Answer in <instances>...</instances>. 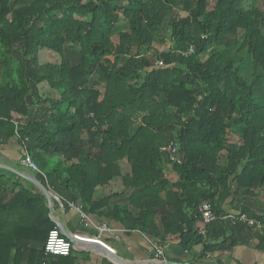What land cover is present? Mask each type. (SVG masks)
Returning a JSON list of instances; mask_svg holds the SVG:
<instances>
[{
  "label": "trees",
  "instance_id": "obj_1",
  "mask_svg": "<svg viewBox=\"0 0 264 264\" xmlns=\"http://www.w3.org/2000/svg\"><path fill=\"white\" fill-rule=\"evenodd\" d=\"M259 1L0 0V140L18 139L56 192L112 228L201 246L202 259L255 239L264 253V212L240 202L264 192ZM122 20L115 43L106 29ZM172 142L181 164L161 150ZM11 176L0 169V264H41L57 224L41 191ZM116 179L122 191L99 194ZM227 204L263 229L232 225ZM79 253L48 264H78Z\"/></svg>",
  "mask_w": 264,
  "mask_h": 264
},
{
  "label": "crops",
  "instance_id": "obj_2",
  "mask_svg": "<svg viewBox=\"0 0 264 264\" xmlns=\"http://www.w3.org/2000/svg\"><path fill=\"white\" fill-rule=\"evenodd\" d=\"M25 156V151L20 145L18 139L15 137H11L8 140H0V163L4 164L12 169L22 172L27 175H35V171L29 169L28 167L24 166L22 160ZM7 172L11 177H20L17 173L12 170L2 169ZM169 177L172 178L173 181L176 179V175L174 172L169 174ZM24 179V178H23ZM22 179V180H23ZM50 180V179H49ZM23 183L24 180H23ZM120 180L116 179L112 181L109 185L105 186V188H109L112 185H120ZM104 188L99 190L100 195L104 194ZM61 194V193H60ZM110 194V193H108ZM65 199H73L75 198V194L72 193H62L61 194ZM230 201V200H228ZM240 202L244 205L251 207L252 209L258 212H264V192L259 194V197L256 198H248L245 196H240ZM229 214H236L237 211L233 209L230 205H226ZM59 217H55L59 220L65 227L66 232L72 236L73 238H79L82 243H79L78 246L80 248L79 254L77 258L78 264H104L105 260H109L106 255L100 252L95 246L90 245V243H86L84 241L90 242V240H96L107 246L108 248L112 249L115 254L119 255L123 259L132 260V261H139L141 263H147L149 260L153 258V250L148 242V240L138 232H124L122 226H115V229H118L119 232L117 233H105L99 234L96 230L92 229L91 227H87L86 223L82 221L79 214L75 211L71 210H64L59 211ZM97 221L98 218H95ZM116 235L119 238H116ZM257 241L252 240L250 246H241L236 247L230 252L226 253H217L212 255V259H202L199 258L197 255L201 251V246H197L192 252H183L185 254L182 255L183 259L181 260L180 255H178V259L182 262H176L180 264H264V253L258 252L255 249ZM166 253V259L169 260V253L167 251L168 247H171L174 252L178 250H182L179 247L177 242H167L165 244H160ZM166 248V249H165ZM111 261V260H110Z\"/></svg>",
  "mask_w": 264,
  "mask_h": 264
},
{
  "label": "built area",
  "instance_id": "obj_3",
  "mask_svg": "<svg viewBox=\"0 0 264 264\" xmlns=\"http://www.w3.org/2000/svg\"><path fill=\"white\" fill-rule=\"evenodd\" d=\"M158 64L160 66H163V62L159 61ZM15 136L18 138L20 135L18 133V127H16L15 130ZM177 146V143H170L164 147H161V150L166 152L169 156V159L177 164H181V159H179L175 153L174 148ZM22 163L24 166L28 167L29 169L37 172L40 174L46 181V187L49 192V195L52 199L53 206L57 210H71L75 211L79 214L82 221L86 223V226L91 227L92 229L96 230L99 234H105V233H117L119 232L118 229L112 228L107 222L105 221H97L94 217L90 216L87 212L83 210L82 205L79 202H76L72 199H65L60 193L56 192L53 187L49 183V178L47 174L39 169L36 164L34 163L31 155L29 153H25V156L22 160ZM198 212L203 220V223L209 224L211 222H214L217 220V215L213 211V206L211 202L204 201L198 206ZM228 220L232 223V225L240 224L245 225L253 230H262L263 225L261 222L248 217L246 214L242 213H236V214H229L226 216ZM124 232H127V230H123ZM131 232H138L139 231H131ZM142 234V233H141ZM150 243L152 250H153V258L156 260H167L166 259V253L164 248L160 245V243L156 240H153L144 234H142ZM116 238H119L118 235H116ZM77 249L75 248L74 244L70 239L65 237L60 229L58 227L52 229L47 237V240L45 242L44 246V258L42 260L41 264H48V258L50 256H68L72 253V250ZM110 249V248H109ZM112 252H114L112 249H110ZM115 263V262H113ZM117 264V263H115Z\"/></svg>",
  "mask_w": 264,
  "mask_h": 264
},
{
  "label": "water",
  "instance_id": "obj_4",
  "mask_svg": "<svg viewBox=\"0 0 264 264\" xmlns=\"http://www.w3.org/2000/svg\"><path fill=\"white\" fill-rule=\"evenodd\" d=\"M0 168L14 171L19 176H21L25 180L29 181L30 183H32L36 188H38L41 191V193L45 196L47 203H48L49 216L57 224V227L60 229L61 233L65 237H67L68 239H70L72 241V243L74 244L75 248H77V250L78 249L80 250L78 244L82 243L83 240L81 241L79 238H73L72 236H70L66 232L64 225L53 216V209H54L53 202H52V199L49 195V192L47 190L46 185L42 181H40L38 179V177L35 175H27V174H24L22 172H18L16 170L12 169L11 167H8V166L1 164V163H0ZM84 242H86L88 244L90 243V245L95 246L93 242H88V240L84 241ZM96 247L99 248L98 250L100 252L104 253L109 260H111L112 262H115L117 264H180V263H176V262H173L170 260H156V259L149 260L147 263H141L139 261H132V260L123 259L122 257L115 254L114 252H111L107 246H103L100 243ZM186 264H191V263H186Z\"/></svg>",
  "mask_w": 264,
  "mask_h": 264
},
{
  "label": "rangeland",
  "instance_id": "obj_5",
  "mask_svg": "<svg viewBox=\"0 0 264 264\" xmlns=\"http://www.w3.org/2000/svg\"><path fill=\"white\" fill-rule=\"evenodd\" d=\"M250 2H252V0H244V5L245 6H248L250 4ZM258 4H260L261 6V3L260 1L258 0L257 2ZM125 24V21H121L119 22L118 24L114 25L110 30L109 29H106L107 33L110 34L113 42L117 43L118 42V31L119 29L124 26ZM167 23H165V26H166ZM217 50H221L223 47L222 46H217L215 47ZM67 49L69 50L70 54L73 56V58L76 60L78 58V47L73 45V46H68ZM208 56V53H205L202 55V58H206ZM151 57V56H150ZM152 58V57H151ZM40 60L42 62H45V61H49V62H59V57L57 55H53L51 52H48V51H42L40 53ZM237 134L234 136V140H238L240 141L241 140V133L239 132H236ZM105 190H104V194H108V193H114V192H120L122 191V187H121V184L120 185H112L111 187H103ZM102 188V189H103ZM59 210L57 209H53V216L55 217H59ZM166 249V248H165ZM167 251L169 253V260L170 261H173V262H182L181 260L183 259L182 255L185 256V254L183 253L184 251L183 250H178L177 249V252H174V250L171 248V247H168L167 248ZM77 252H80L77 250ZM178 255H180L181 257V260L178 259ZM168 260V259H167Z\"/></svg>",
  "mask_w": 264,
  "mask_h": 264
},
{
  "label": "bare ground",
  "instance_id": "obj_6",
  "mask_svg": "<svg viewBox=\"0 0 264 264\" xmlns=\"http://www.w3.org/2000/svg\"><path fill=\"white\" fill-rule=\"evenodd\" d=\"M90 242H93L94 245L98 246V244L100 243L101 245L105 246L104 244H102L101 242L99 241H96V240H90ZM110 250V249H109ZM111 251V250H110ZM112 252V251H111Z\"/></svg>",
  "mask_w": 264,
  "mask_h": 264
},
{
  "label": "clouds",
  "instance_id": "obj_7",
  "mask_svg": "<svg viewBox=\"0 0 264 264\" xmlns=\"http://www.w3.org/2000/svg\"><path fill=\"white\" fill-rule=\"evenodd\" d=\"M54 207V206H53ZM77 250V249H76Z\"/></svg>",
  "mask_w": 264,
  "mask_h": 264
}]
</instances>
